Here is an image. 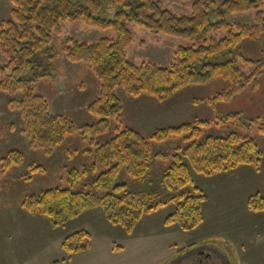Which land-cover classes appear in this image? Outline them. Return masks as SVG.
Masks as SVG:
<instances>
[{
  "label": "trees",
  "instance_id": "16d2710c",
  "mask_svg": "<svg viewBox=\"0 0 264 264\" xmlns=\"http://www.w3.org/2000/svg\"><path fill=\"white\" fill-rule=\"evenodd\" d=\"M9 1V16L0 21V53L5 57L4 63L0 61V92L11 96L7 103L11 109L21 111L30 144L46 155H51L76 130L70 117L51 114L47 100L33 89V82L49 75L52 68L53 34L61 33L63 22L76 21L114 31L113 37L92 42L68 36L62 46L65 59L72 64L86 63L99 83L98 96L86 106L87 112L97 119L83 124L80 136L95 146L96 163L105 170L92 180L94 191L55 186L26 196L21 206L28 214L46 217L52 227H57L84 209L99 207L111 224L130 234L144 213L172 202L174 208L164 218V224H176L181 230L190 231L203 222L207 201L206 194L194 182V173L212 176L242 165L259 168L261 150L252 137L240 135L236 129L224 135L206 134L212 123L209 120L158 127L149 135L130 125L122 126L124 108L116 91L132 98L145 95L163 101L187 85L219 78L227 86L207 99V103L216 104L231 100L246 86L255 89L264 70V54L255 60L247 59L240 44L245 39L262 40L264 51V0H193L189 15H177L158 0ZM251 10L255 11L251 23L227 21L234 12ZM128 23L155 34L187 40L189 44L175 48L167 67L151 61L134 64L127 58L132 43ZM221 29L226 30L224 37L209 36ZM241 65L251 66L252 70L245 72ZM257 122V131L264 137V115ZM230 123L237 127L243 123L239 113L216 116L214 120L217 126ZM111 126L114 134L98 142L97 138ZM172 139H179L174 152L170 156L159 153V159L166 162H157L159 172L153 175V162L157 159L152 155V145ZM22 159L19 149L7 151L0 158V171L21 164ZM37 167L31 165L26 178ZM122 171L132 183L116 181ZM70 174L71 180L79 177L77 168ZM246 207L251 212H264V196H249ZM90 240V234L83 229L65 236L60 246L69 256L63 264H70V255L87 251Z\"/></svg>",
  "mask_w": 264,
  "mask_h": 264
},
{
  "label": "rangeland",
  "instance_id": "374dc122",
  "mask_svg": "<svg viewBox=\"0 0 264 264\" xmlns=\"http://www.w3.org/2000/svg\"><path fill=\"white\" fill-rule=\"evenodd\" d=\"M158 1L177 15H189L193 0ZM10 8L9 0H0V21L8 18ZM112 13L109 10V14ZM254 13V10L234 12L227 21L251 23ZM127 26L132 33L127 58L134 64L151 61L167 67L175 48L189 44L187 40L155 34L132 23ZM225 35V29L209 33L216 39ZM68 36L92 42L101 37H113L114 31L76 21L63 22L61 33L53 34L52 68L49 75L33 82V89L47 100L51 114L70 117L76 130L66 136L51 155L30 144L21 111L11 109L7 103L11 96L0 92V158L11 149H19L23 157L21 164L0 171V264H53L54 261L63 264L69 255L62 250L61 240L80 229L90 234V248L70 255V264H264V212H251L246 207L249 196L255 193L264 196V137L257 131V118L264 115V70L255 89L246 86L231 100L216 104L207 103V99L227 86V82L219 78L187 85L163 101L145 95L132 98L121 90L116 91L124 108L122 126L130 125L145 135L158 127L198 119L212 122L206 134L224 135L236 129L258 144L262 162L257 170L242 165L212 176L194 173L196 186L207 196L204 220L197 228L183 231L176 224H164V218L174 208L172 202L144 213L130 234L121 226L111 224L99 207L84 209L57 227H52L46 217L30 215L22 208L21 201L26 196L50 187L94 191L92 180L105 170L102 164L96 163L95 146L80 136V127L97 119L87 112L86 106L98 96L99 83L86 63L72 64L65 59L62 46ZM240 49L247 59L255 60L264 54L262 40L245 39ZM0 61L5 62L1 53ZM241 68L245 72L252 70L251 66L241 65ZM230 113H239L243 122L239 127L232 123L214 124L216 116ZM112 134L111 126L97 141L103 142ZM178 140L152 145V155L157 159L153 162V175L159 172L158 163L166 162L159 159V153L170 156ZM31 165L38 167L26 178ZM74 168L78 169L79 177L71 180L70 172ZM116 181L132 183L123 171Z\"/></svg>",
  "mask_w": 264,
  "mask_h": 264
},
{
  "label": "crops",
  "instance_id": "0c3cea01",
  "mask_svg": "<svg viewBox=\"0 0 264 264\" xmlns=\"http://www.w3.org/2000/svg\"><path fill=\"white\" fill-rule=\"evenodd\" d=\"M251 172V171H250Z\"/></svg>",
  "mask_w": 264,
  "mask_h": 264
},
{
  "label": "flooded vegetation",
  "instance_id": "af4514ba",
  "mask_svg": "<svg viewBox=\"0 0 264 264\" xmlns=\"http://www.w3.org/2000/svg\"><path fill=\"white\" fill-rule=\"evenodd\" d=\"M203 254V253H202Z\"/></svg>",
  "mask_w": 264,
  "mask_h": 264
}]
</instances>
